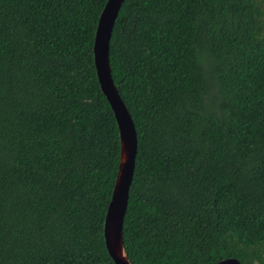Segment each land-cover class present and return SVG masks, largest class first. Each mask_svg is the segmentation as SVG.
<instances>
[{
    "label": "trees",
    "instance_id": "trees-1",
    "mask_svg": "<svg viewBox=\"0 0 264 264\" xmlns=\"http://www.w3.org/2000/svg\"><path fill=\"white\" fill-rule=\"evenodd\" d=\"M107 0H0V264H115L120 161L94 42ZM131 264H264V0H125Z\"/></svg>",
    "mask_w": 264,
    "mask_h": 264
},
{
    "label": "water",
    "instance_id": "water-1",
    "mask_svg": "<svg viewBox=\"0 0 264 264\" xmlns=\"http://www.w3.org/2000/svg\"><path fill=\"white\" fill-rule=\"evenodd\" d=\"M125 0H107L100 15L94 42V64L102 93L114 113L120 137V161L111 202L104 222V241L115 264H131L125 250L123 228L138 152L137 130L112 76L110 42ZM216 264H241L230 258Z\"/></svg>",
    "mask_w": 264,
    "mask_h": 264
}]
</instances>
